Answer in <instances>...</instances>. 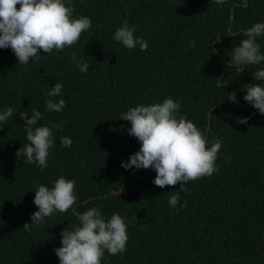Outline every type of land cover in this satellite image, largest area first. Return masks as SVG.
Instances as JSON below:
<instances>
[{"label": "trees", "instance_id": "1", "mask_svg": "<svg viewBox=\"0 0 264 264\" xmlns=\"http://www.w3.org/2000/svg\"><path fill=\"white\" fill-rule=\"evenodd\" d=\"M72 2L74 15L90 16L92 24L70 48L41 50L42 58L27 65L18 64L10 49H0V109L18 107L30 117L35 108L43 113L38 124L63 122L53 130L43 170L15 156L26 142L24 120L14 111L0 125V264H59L53 249L60 246V230L77 224V214L93 206L105 218L117 212L130 221L126 250H105L101 264H264V114L242 99L244 86L259 81L251 66L227 67L232 47L244 38L241 29L264 21V0ZM125 19L147 40L145 51L112 39ZM73 52L88 62L87 72L69 59ZM56 80L64 87L52 99L63 98L66 106L46 112L48 86ZM168 96L208 141L222 140L218 170L188 181L175 208L167 201L181 182L161 188L152 183V168L121 167L140 146L126 132L130 122L121 113ZM61 136L71 137L70 147L61 145ZM60 175L75 180L76 203L24 230L37 210L35 187L51 186Z\"/></svg>", "mask_w": 264, "mask_h": 264}, {"label": "clouds", "instance_id": "2", "mask_svg": "<svg viewBox=\"0 0 264 264\" xmlns=\"http://www.w3.org/2000/svg\"><path fill=\"white\" fill-rule=\"evenodd\" d=\"M212 2L222 5L226 0ZM91 24L90 16L74 15L72 0H0V49H10L20 65L29 64L30 58L35 63L42 58L41 50L48 54L70 48ZM136 32L137 25L125 19L114 30L112 39L127 49L138 48L143 52L148 48V42ZM239 36L246 38L232 47L227 67L237 71L243 70L241 65L253 68L252 77L259 83L245 85L242 99L264 114V51L261 50L264 42L258 40V37H264V21L241 29ZM69 59L79 71H88V62L78 58L75 52ZM63 87L58 80L48 86V98L44 101L46 112H60L65 108L63 98L52 99L61 96ZM230 95L237 102L235 93ZM179 109V101L168 96L159 102L129 107L120 118L130 122V127L125 130L140 142L139 149L126 161H121V167L133 172L152 168L156 172L152 183L161 188L181 182L179 190L171 191L173 194L168 198L171 208L179 203V194L185 190L188 181L211 176L218 170L216 159L222 147L220 138L208 141L203 130L186 115H181ZM14 111L24 120L26 141L16 150L17 161L23 159L26 163H35L43 170L48 166L47 158L54 146L53 130L62 128L63 122L38 124L43 116L41 111L32 108L29 117L25 110L8 106L0 109V125L13 116ZM240 122H246V118H240ZM60 143L70 147L72 139L61 136ZM75 185L74 179L63 175L51 181V186L37 185L33 197L37 210L30 214L31 224L25 222L23 229L29 231L33 226L43 224L46 217L72 208L78 199ZM185 206L180 203L181 208ZM77 215L78 223L60 230V246L53 249L59 264H101L105 250L110 255L126 250L130 223L127 215L113 212L105 218L96 206Z\"/></svg>", "mask_w": 264, "mask_h": 264}, {"label": "water", "instance_id": "3", "mask_svg": "<svg viewBox=\"0 0 264 264\" xmlns=\"http://www.w3.org/2000/svg\"><path fill=\"white\" fill-rule=\"evenodd\" d=\"M248 4V0H244V5H247ZM234 19V9H232V20ZM246 37L244 38H241L239 40H242V39H245ZM244 65H241L240 68H243ZM230 68V67H229ZM225 74V69L223 70L222 74L218 77V82L221 84L222 83V77L224 76ZM221 109H223V106L221 104L218 105ZM228 116V122H230V115L227 114ZM251 115L247 116L246 119H248ZM210 118H211V112L209 113V124H208V127H207V134L209 132V128H210ZM207 137V136H206ZM131 175H134V174H131ZM123 190V188H121L120 190H112L113 193H120L121 191Z\"/></svg>", "mask_w": 264, "mask_h": 264}]
</instances>
